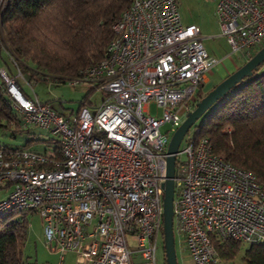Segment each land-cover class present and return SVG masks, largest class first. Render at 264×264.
Returning <instances> with one entry per match:
<instances>
[{"label": "built area", "instance_id": "2783aa9c", "mask_svg": "<svg viewBox=\"0 0 264 264\" xmlns=\"http://www.w3.org/2000/svg\"><path fill=\"white\" fill-rule=\"evenodd\" d=\"M206 1L225 56L249 58L264 42V0ZM110 28L102 57L67 79L106 94L94 107L59 114L0 72L21 128L51 130L58 141L57 154L0 149V188H8L0 215L36 213L43 247L59 263L69 253L74 264H159L168 141L160 126L182 124L220 60L196 25H182L175 0H131ZM191 126L174 154L172 231L193 264H218L213 237L264 244V185L213 154Z\"/></svg>", "mask_w": 264, "mask_h": 264}, {"label": "trees", "instance_id": "16d2710c", "mask_svg": "<svg viewBox=\"0 0 264 264\" xmlns=\"http://www.w3.org/2000/svg\"><path fill=\"white\" fill-rule=\"evenodd\" d=\"M130 1L4 0L0 10V47L7 51L20 74L24 69H31L64 81L102 57L112 38L110 26ZM261 64L218 98L195 128L198 137L207 139L213 154L251 173L258 184L264 185V69H259ZM93 89L89 86L77 107L89 104L87 97ZM0 127L27 129L21 128L1 77ZM57 142L51 145L52 154H57ZM44 146H50L49 140ZM45 147L37 152H45ZM2 148L24 149L0 145ZM27 213L34 212L12 210L0 215V264H35L20 254L27 233ZM211 245L221 262H231L241 251L243 264H264L263 243L246 244L213 237Z\"/></svg>", "mask_w": 264, "mask_h": 264}, {"label": "rangeland", "instance_id": "374dc122", "mask_svg": "<svg viewBox=\"0 0 264 264\" xmlns=\"http://www.w3.org/2000/svg\"><path fill=\"white\" fill-rule=\"evenodd\" d=\"M175 4L182 25L194 24L199 28L201 43L207 54L221 57L228 51L225 41L219 36L218 26L213 14L214 6L212 2L206 0H175ZM260 46L261 45L253 50L256 51ZM1 58L3 59V57H0V64L2 65ZM245 60L239 59L237 56H230L228 61L234 64V66H226L224 68L222 64L224 71H221V67L218 66L216 69L218 68L220 73H208L206 77L211 81L208 86L219 82L221 78L240 66ZM224 65L227 64L224 63ZM259 69H264V61ZM4 72L6 71L4 70ZM13 75V80L23 95L36 97L38 101L47 103L54 111L65 114L75 112L80 99L89 88V84L85 82L78 81L74 86H70L67 79L61 81L48 78L40 73L33 72L31 69L30 71L24 69L21 74L14 70ZM205 93L206 92L203 94ZM105 96L106 94L101 89L95 88L88 95L87 99L91 107H94L101 103ZM212 106L198 116L192 123V126L198 125L211 110ZM145 110L151 114L158 112V109L152 103L147 104ZM169 129H171V131L167 132ZM173 129L174 127L168 123L160 126V131L165 133L168 139ZM47 140H49L50 146L45 147L44 143L47 142ZM55 140H57V135L54 132L35 126L28 127L25 130L0 127V145H5L10 148L23 146V148L28 150L42 151L45 147L46 151L50 152L51 145H53ZM180 145H182V143ZM7 191L8 188H0V198L3 197ZM173 239L177 264H193L189 258L183 255V252L179 251L177 244L178 235L175 232L173 233ZM42 242L39 216L36 213H27V233L26 238L20 246L21 257L27 258L28 261L35 264H74L73 256L69 253L63 256L62 263H59L56 254L43 253L41 250L45 249ZM156 260L159 264L163 261L161 240H159L157 245ZM218 264H243L241 261V251L231 262L219 261Z\"/></svg>", "mask_w": 264, "mask_h": 264}, {"label": "water", "instance_id": "95a60500", "mask_svg": "<svg viewBox=\"0 0 264 264\" xmlns=\"http://www.w3.org/2000/svg\"><path fill=\"white\" fill-rule=\"evenodd\" d=\"M264 61V44H262L249 58L240 66L221 78L211 87L196 103L195 109L188 113L186 119L170 135L166 145L165 180L161 198V241L164 264H177L174 251V239L172 231V200H173V175L174 154L185 130L205 110L210 108L218 98L225 95L243 77H249L252 71ZM16 85V84H15Z\"/></svg>", "mask_w": 264, "mask_h": 264}, {"label": "crops", "instance_id": "0c3cea01", "mask_svg": "<svg viewBox=\"0 0 264 264\" xmlns=\"http://www.w3.org/2000/svg\"><path fill=\"white\" fill-rule=\"evenodd\" d=\"M1 51H2V54H1ZM227 53V52H226ZM225 53V54H226ZM225 54L224 55H222L221 57H215V56H213V55H210V56H213V57H215V58H218L220 61H219V63H217L213 68H212V70L209 72L210 74H213L214 72H217V74L218 73H220L219 72V70H218V68L216 69V67H218V66H220L221 67V71H224V68L227 66V67H229V66H234V64H232L231 62H229L228 61V57H226L225 56ZM209 55V54H208ZM0 57H3V59L1 58V60H2V65L0 64V72H4V70L6 71V73L9 75V77L10 78H13L14 77V70H16L15 69V65L13 64V62H12V60H11V57L9 56V54L7 53V51L4 49V48H2V47H0ZM224 63L225 64H227V65H224ZM222 64H223V67H222ZM5 73V72H4ZM209 82H211L210 81V79H208V77H206V80H205V84H206V86H208V84H209ZM210 86V85H209ZM18 87V86H17ZM18 90H19V88H18ZM20 91V90H19ZM21 92V91H20ZM25 96V95H24ZM26 97H28V96H26ZM28 98H34V97H28ZM36 98V97H35ZM37 99V98H36ZM88 106L91 108V104H90V102H89V104H88ZM41 251H43V253H45V254H47V253H49L50 254V252H46L45 250H41ZM52 254H54V253H52Z\"/></svg>", "mask_w": 264, "mask_h": 264}, {"label": "flooded vegetation", "instance_id": "af4514ba", "mask_svg": "<svg viewBox=\"0 0 264 264\" xmlns=\"http://www.w3.org/2000/svg\"><path fill=\"white\" fill-rule=\"evenodd\" d=\"M213 85H215V83L214 84H211L208 87L204 84V90H205V92L208 91L211 87H213Z\"/></svg>", "mask_w": 264, "mask_h": 264}]
</instances>
